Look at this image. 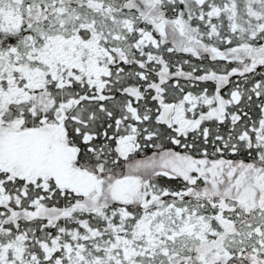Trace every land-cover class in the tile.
Wrapping results in <instances>:
<instances>
[{
    "label": "snow or ice",
    "instance_id": "1",
    "mask_svg": "<svg viewBox=\"0 0 264 264\" xmlns=\"http://www.w3.org/2000/svg\"><path fill=\"white\" fill-rule=\"evenodd\" d=\"M0 264H264V0H0Z\"/></svg>",
    "mask_w": 264,
    "mask_h": 264
}]
</instances>
